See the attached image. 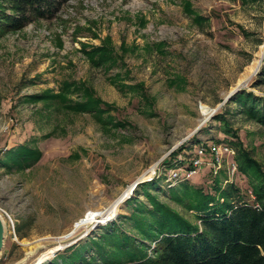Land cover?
<instances>
[{"label":"rangeland","instance_id":"1","mask_svg":"<svg viewBox=\"0 0 264 264\" xmlns=\"http://www.w3.org/2000/svg\"><path fill=\"white\" fill-rule=\"evenodd\" d=\"M263 42L264 0H65L47 17L0 32V264H60L67 247L85 245L129 215L132 198L149 203L143 182L154 181L146 188L193 222L195 212L173 190H209L216 177L250 196L237 164L229 172V155L218 173L205 165L190 177L170 174L183 166L178 156L189 162L201 144H231L219 114L264 166V124L231 98L220 106L238 85L233 97L243 90L264 97V55L257 71L239 80ZM85 87L113 109L99 117L71 107L87 100ZM117 120L130 123L107 122ZM22 145L37 147L40 158L10 165ZM105 207L109 217L99 219L107 221L80 227L74 242L37 261L71 226Z\"/></svg>","mask_w":264,"mask_h":264},{"label":"trees","instance_id":"2","mask_svg":"<svg viewBox=\"0 0 264 264\" xmlns=\"http://www.w3.org/2000/svg\"><path fill=\"white\" fill-rule=\"evenodd\" d=\"M63 1L0 0V32L21 29L36 18L47 17ZM197 19L204 21L206 17L199 15ZM101 50L115 59L111 55L112 48ZM134 87L141 97L149 98L142 83ZM85 91L87 100L71 107L94 111L99 117L113 109L108 102L93 98L92 89L85 87ZM230 100L237 101L250 119L264 124L263 96L243 90ZM217 116L225 132L235 138L229 141L236 149L232 160L240 173L249 178L250 196L235 182L223 187L216 177L209 190L191 184L185 185L182 194L173 190L171 196L195 212L199 221L193 222L146 188L154 181L143 182L149 203L132 198L137 202L129 215H119L120 219L108 223L99 235L90 236L85 245L67 247L65 251L70 253L62 254L60 264H95L97 259L103 264H264V166L244 146L229 120L222 114ZM107 122L117 126L130 123L124 120ZM40 156L37 147L22 145L14 157H10V165L30 164ZM123 218L131 222V230L122 225ZM88 247L94 249L89 257L84 254Z\"/></svg>","mask_w":264,"mask_h":264},{"label":"built area","instance_id":"3","mask_svg":"<svg viewBox=\"0 0 264 264\" xmlns=\"http://www.w3.org/2000/svg\"><path fill=\"white\" fill-rule=\"evenodd\" d=\"M234 149L226 142H212L209 144H201L197 147L193 157L189 159V162L185 163L186 158L178 156L179 161L183 166L173 169V173L170 174L172 178L177 179L179 175L190 177L197 173L203 166L209 165L214 169L215 173H218V168L221 167L222 162L225 160V155H229V172L236 171V163L232 160Z\"/></svg>","mask_w":264,"mask_h":264},{"label":"bare ground","instance_id":"4","mask_svg":"<svg viewBox=\"0 0 264 264\" xmlns=\"http://www.w3.org/2000/svg\"><path fill=\"white\" fill-rule=\"evenodd\" d=\"M263 55H264V42L260 46L257 57L248 65V67L245 69V71L240 75V78H239L240 82L243 81L246 77L251 76L252 74H254L257 71L258 67L261 64V59H262ZM209 114H210V110H207L205 115L202 118H200L199 125L203 124L207 120ZM154 166H155L154 164L151 166L150 171L154 169ZM116 202H118V201L115 200L114 202L109 203L108 204L109 207H110V205H112ZM109 207H105L104 211L96 212L92 215H89L87 218L82 219L81 221L75 223L73 226H71L69 228V230H68L69 232L67 234L60 236L56 240L55 244L48 247L47 250L42 252L40 254L39 258L37 259V261L40 262V260L43 256L48 255V254H50L54 251H57L59 249H63L69 243L71 244L72 242H74L75 237L77 236V235H74V232H76L80 227H86L87 224L90 222L95 223L97 221L99 223H104L105 221H107L108 220L107 218H101V220H103V221H100L99 217H109L105 214L107 209H109Z\"/></svg>","mask_w":264,"mask_h":264},{"label":"water","instance_id":"5","mask_svg":"<svg viewBox=\"0 0 264 264\" xmlns=\"http://www.w3.org/2000/svg\"><path fill=\"white\" fill-rule=\"evenodd\" d=\"M243 88L242 86L238 85L236 86V88L234 90H232L231 92H229L225 98L223 99V101L221 102L220 106L224 103H226L234 93L241 91ZM142 180H137L134 182L133 188L140 183ZM132 188V190H133ZM131 190V191H132ZM5 236H6V221L3 217V215L0 213V258H1V253H2V249L4 247V242H5ZM69 245V244H68ZM18 264H23V263H18Z\"/></svg>","mask_w":264,"mask_h":264}]
</instances>
